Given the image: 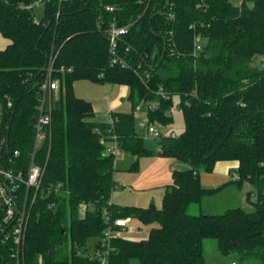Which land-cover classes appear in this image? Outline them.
<instances>
[{
    "label": "trees",
    "instance_id": "1",
    "mask_svg": "<svg viewBox=\"0 0 264 264\" xmlns=\"http://www.w3.org/2000/svg\"><path fill=\"white\" fill-rule=\"evenodd\" d=\"M36 1L44 2L40 18L25 7ZM112 23L127 27L115 63L107 34ZM0 33L8 40L0 49V139L3 162L14 171L29 169L44 84L60 82L44 103L49 121L35 152L44 172L24 240L18 247L0 232V264H101L91 248L108 227L127 229L115 220L128 218L158 226L146 239L115 237L108 264H206V238L225 256L264 264V0H0ZM80 80L128 86L132 110L113 111L111 122L89 121L94 106L77 95ZM174 96L185 129L163 133L153 151L135 112L140 106L147 124L169 125ZM114 137L120 153L134 156L131 171L154 154L189 164L173 170L160 207L112 202L117 155L106 147ZM219 161L237 162L230 177L239 178L204 187L201 173L213 172ZM245 182L253 210L188 212ZM25 190L22 183L20 195ZM5 208L0 198V226Z\"/></svg>",
    "mask_w": 264,
    "mask_h": 264
},
{
    "label": "rangeland",
    "instance_id": "2",
    "mask_svg": "<svg viewBox=\"0 0 264 264\" xmlns=\"http://www.w3.org/2000/svg\"><path fill=\"white\" fill-rule=\"evenodd\" d=\"M43 9L39 6L35 8V14L37 18H40L43 14ZM1 37V36H0ZM2 40H5L1 37ZM8 43V42H7ZM4 44H0V48L5 47ZM107 87L112 88V83H107ZM88 86L93 87L95 89H101L103 84L96 83L93 81H84L80 82L78 84L77 95L80 97H84L88 100L94 101L95 104L105 103L107 102L106 95L103 93V91L94 92L92 89H90ZM122 104L118 106L117 111L121 112H130L132 110L131 103L127 96L122 98ZM180 101L179 96H174V106L171 108L170 113L173 116V122L169 125H162L160 123L154 124L155 127H157L161 132L166 134L174 133L176 135H179L182 133L185 129V122L183 117V112L178 106V103ZM2 116V105L0 102V120ZM136 116V122L137 127L142 132V135L144 136V142L146 147L153 151L159 150V141L158 138H155L153 134H149L147 132V129L143 127V124L147 123V116L145 110H136L135 112ZM89 121L93 122H111L112 116L111 113L108 111H96L95 115L88 118ZM158 154L144 156L142 158V163H140V170L138 172H131L127 170V166L129 163H131L132 159L130 157V154L128 153H120L116 156V165L121 167L122 170H119L117 173L118 179L122 181V184L125 185V189L122 191H119L115 194V198L121 202V203H128L126 205H135L140 206L132 203H143L147 201V197L149 196H156L158 193L161 192V188L157 187H150L154 181V171L159 166L160 162L157 160ZM161 157V156H160ZM171 158V157H170ZM166 162H169V157L164 158ZM180 168L188 167V163L179 162ZM205 176L216 178V175H214L213 172L211 173H203ZM164 177H160L158 181L163 182ZM166 185V184H165ZM204 187L208 188L210 184L207 185V182L203 178V184ZM150 187V188H149ZM216 187V186H212ZM211 187V188H212ZM250 185L248 183L243 184V188L239 189L237 187H231L225 188L223 191L206 197L203 202L200 203H193L189 208L188 212L193 215H199V214H220L225 212L226 209L230 207H243L244 209L251 211L253 210V205L250 203V201L247 198V192L250 190ZM236 193H239V195L236 196ZM155 204L157 206L162 205V198H157L155 200ZM158 202V204H157ZM160 202V204H159ZM141 204V207H147L150 205L147 204ZM153 226H158L157 223L153 224H146L141 222L139 219H131L129 221V225L127 229H124L122 231V236L128 239L132 240H141L146 239L149 236L150 229ZM95 243V239L89 240L88 245H92ZM91 246V247H92ZM203 247H204V255L206 259V264H217V261L222 264H232V261L237 262L238 264H262L259 260L252 259L245 262L238 261L234 255L225 256L220 253V251L217 248V242L213 238H206L203 241ZM93 250V248H91ZM133 264H136V261L133 262Z\"/></svg>",
    "mask_w": 264,
    "mask_h": 264
},
{
    "label": "built area",
    "instance_id": "3",
    "mask_svg": "<svg viewBox=\"0 0 264 264\" xmlns=\"http://www.w3.org/2000/svg\"><path fill=\"white\" fill-rule=\"evenodd\" d=\"M62 1V0H60ZM37 6L43 8L44 2L36 1L32 4L26 5L28 9L36 8ZM111 9V8H108ZM38 22V20H36ZM127 33L126 26H117L115 23H112L110 28L107 31L109 36V51L113 55V63L118 62L117 57V48L118 41L123 34ZM200 37L196 38V50L201 49L199 44ZM50 67V66H49ZM48 67V68H49ZM60 88V82L58 79L46 81L43 86V95L40 98V113L37 114L35 118V129H36V141L35 148L32 154V160L29 166V169L25 172L22 169L14 171L12 168L7 167L3 162V148L5 147V140L0 139V198L5 204V216L0 226L1 236L5 239H13L16 246H20L24 240V231L29 217V207L32 201L37 197L38 189L41 185V179L43 176L44 169L36 162L35 152L39 145L43 142L45 138V127L49 121L48 115L44 113V103L46 95L51 98L52 95H55V92H58ZM48 90L51 94H48ZM138 106V110H140ZM143 127L147 129L149 134H153L155 138H160L163 135L155 125L143 124ZM114 142H111L107 145L106 151L108 153L120 154V148L118 146L117 140L114 137ZM17 156L19 151L14 152ZM232 179H238L239 175L237 172L231 174ZM25 184L26 190L23 195H20L19 188L21 184ZM264 193V192H263ZM251 199L254 202L258 201L257 192L251 193ZM129 224V219H117L115 220V225L120 226L121 229L126 227ZM122 235L120 229L115 230L111 226L108 227L103 236L99 246L90 252L91 255L98 258L101 264H108L110 254L115 250V247L112 245V241L115 237ZM233 264H236L235 262Z\"/></svg>",
    "mask_w": 264,
    "mask_h": 264
},
{
    "label": "crops",
    "instance_id": "4",
    "mask_svg": "<svg viewBox=\"0 0 264 264\" xmlns=\"http://www.w3.org/2000/svg\"><path fill=\"white\" fill-rule=\"evenodd\" d=\"M0 36L5 39V40H2L1 37H0V44L4 42V44H7L8 45V40L0 33ZM5 45V47L7 46ZM3 47V48H5ZM3 48H0V49H3ZM84 81H88V80H80L78 81L76 84H75V87L76 89L78 88V84L80 82H84ZM107 84V83H106ZM106 84H103L105 86H103L101 89H95L93 87H90L88 86L90 89H92L94 92H98V91H103V93L106 95V99H107V102L105 103H100V104H95L94 101H92L93 103V106H94V115L96 113V111H108L111 113V116H112V112L113 111H117L118 109V106H120L122 104V98H124L125 96H127L128 98V95H129V88L128 86L126 85H123V84H113L112 88H109L107 87ZM77 92V90H76ZM132 108V106H131ZM105 122V121H103ZM108 122V121H107ZM132 161L131 163L128 164V166L126 167L128 171H131L129 170L128 168L130 167V165L132 164V162L134 161V156L130 155ZM144 158V157H142ZM142 158H140V163H142ZM165 157L158 155L157 156V160L160 162L159 166L155 169L154 171V181L152 183V185L150 186L151 188L152 187H157V188H161V192L158 193V195L152 197V196H149L147 197V201L148 202L147 204H151V203H156L155 200L157 198H163V195H164V192H165V188L166 186L170 185L172 183V173H173V170L174 169H185V168H180V163H178V161L174 158H170L169 157V162H166ZM115 166H116V171L114 173V178L117 182V186L112 194V202L116 203V204H119V205H125V204H128L126 202L124 203H121L119 202L116 198H115V194L119 191H122L125 189V185L122 184V181L119 180L117 177V173L119 170H122L121 167L117 166L116 165V161H115ZM238 166V163L235 162V161H219L216 166H215V169L213 171L214 175H216V178H213V177H209V176H204L203 173H206V172H203L201 173V182L203 184V178L205 179V181L207 182V185H209L208 188H211L212 186H220V185H223L227 182H229L231 180V177H230V171L234 168H236ZM140 170V167L137 171L135 172H138ZM131 172H134V171H131ZM160 177H164V181L163 182H160L158 181ZM166 184V185H165ZM149 187V188H150ZM231 187H236V186H233V185H229L227 186L226 188H230ZM239 195V193H236V196ZM146 202H143V203H132V204H136V205H140L141 204H145ZM158 204V202H157ZM160 204V202H159ZM129 221H131L130 218H128ZM235 257V256H234ZM221 262V261H220ZM217 261V264H222ZM235 261H232V264L234 263ZM236 264H238L237 262H235Z\"/></svg>",
    "mask_w": 264,
    "mask_h": 264
},
{
    "label": "water",
    "instance_id": "5",
    "mask_svg": "<svg viewBox=\"0 0 264 264\" xmlns=\"http://www.w3.org/2000/svg\"><path fill=\"white\" fill-rule=\"evenodd\" d=\"M262 67H264V66H262Z\"/></svg>",
    "mask_w": 264,
    "mask_h": 264
}]
</instances>
